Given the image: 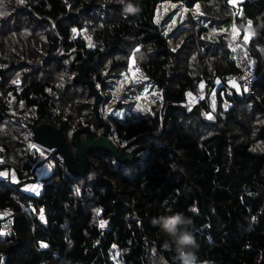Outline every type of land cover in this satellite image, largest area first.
<instances>
[{"label":"trees","instance_id":"16d2710c","mask_svg":"<svg viewBox=\"0 0 264 264\" xmlns=\"http://www.w3.org/2000/svg\"><path fill=\"white\" fill-rule=\"evenodd\" d=\"M163 1L199 10L176 48L171 13L155 17ZM231 27L257 58L250 92L226 83L236 71ZM130 63L137 83L113 107L131 105L145 86L157 97L129 117L100 115L118 148L141 147L137 160L93 151L84 176L54 160L35 178L33 126L62 119L72 133L102 131L94 96L73 81L80 64L101 107ZM0 148V170L13 164L18 178L0 177L14 229L0 232V264H180L152 223L175 213L193 221L195 264H264V0H0ZM37 179L39 194L27 190Z\"/></svg>","mask_w":264,"mask_h":264},{"label":"water","instance_id":"95a60500","mask_svg":"<svg viewBox=\"0 0 264 264\" xmlns=\"http://www.w3.org/2000/svg\"><path fill=\"white\" fill-rule=\"evenodd\" d=\"M75 83H81L88 87V94L94 96L92 106L98 125L102 127L101 133L95 137L92 129L88 126L76 128L68 142L63 132L62 123L58 127L47 123H41L32 128L33 142L39 146L50 149L54 154L61 155L62 162L67 170L73 176L86 175L92 161L88 154L93 151H109L114 159L123 164L133 163L137 160L136 153L141 149L140 146L126 151L133 142H128L121 148H118L110 137V126L100 115V102L102 95L97 91L92 79L88 77V67L80 64L79 71L73 77ZM85 134L84 140H81L80 135ZM74 147V151L70 147Z\"/></svg>","mask_w":264,"mask_h":264},{"label":"rangeland","instance_id":"374dc122","mask_svg":"<svg viewBox=\"0 0 264 264\" xmlns=\"http://www.w3.org/2000/svg\"><path fill=\"white\" fill-rule=\"evenodd\" d=\"M198 8L195 6L194 10L191 11L190 8L184 6L183 4L177 3V2H173V1H163L161 2L155 10V17L156 20H160L162 17H164L166 14L171 13V17H170V22L169 25L167 26V29L169 30L170 34V41H171V45H174L175 38L177 36L174 35V33H176L177 30L173 31L174 28L179 27L180 25H184L186 24V27H189L187 30L183 31L182 34H185L187 31H189L193 25V22H189L190 19H192L194 17H197L198 15ZM189 14V16L187 17V15ZM192 15V16H191ZM181 23V24H180ZM190 23V24H189ZM180 29V28H179ZM186 29V28H185ZM184 30V29H182ZM250 32H246V36H245V40H247L248 35ZM175 36V37H174ZM182 37V36H180ZM139 76L138 75V71L136 69H134L133 67H128L127 70L123 71L121 74L120 78H116L114 80V82H112L109 87H108V94L109 97L107 99V102L105 104H103L101 107H99L103 114V116L107 117L109 113H111L114 117L116 118H124V117H129L131 116L132 113H134V111H141L143 109H149L150 108V102L152 101V98L157 97L156 91L150 95L149 97V93L151 91V89L147 86H145V89L141 92V94L139 93L138 95H135L134 98L131 101V105L129 104L128 106L121 108V109H117L115 107H113V104L116 102L117 97L119 98L122 94V90H123V86L126 85L127 83H133L135 85V83H137L136 81V77ZM84 85V84H83ZM201 87H203L201 85ZM88 88V87H87ZM85 88H83L84 90ZM121 93V94H120ZM197 97H201L202 95H204L202 92H199L196 94ZM194 96H192L193 98ZM130 101V100H129ZM100 106V105H99ZM210 116V113L207 114V117ZM62 123V119L61 122L57 123L60 124ZM63 125V123H62ZM94 125V124H93ZM90 127V125H88ZM58 127V126H55ZM82 127V126H80ZM78 128V127H77ZM93 130V127H91ZM63 132L65 135L66 140L69 142L72 136V130H69L68 128H63ZM96 132V133H94ZM94 136L97 137L101 132H99L98 130L94 131ZM81 140H84L85 138V134H81L80 135ZM114 143H116L115 138L110 135L109 137ZM32 153H34V151H37L36 154V158L39 161V163H37V165L35 166V178L38 177L39 178H43L47 175L48 171H50L51 169V165L54 161V159L51 157V151H49V149H45L41 146H39L36 143H30L29 147H28ZM71 150L74 151V147H70ZM5 150L0 148V164L2 165H7V161L4 159L5 157ZM15 163L16 162H12ZM15 165H11L10 168H3L2 170H0V177L3 179H9L12 182H17L18 178L16 175V170L14 169ZM25 174V173H24ZM37 179L36 182L33 183H29L28 185H34L35 187L39 186V180Z\"/></svg>","mask_w":264,"mask_h":264},{"label":"built area","instance_id":"2783aa9c","mask_svg":"<svg viewBox=\"0 0 264 264\" xmlns=\"http://www.w3.org/2000/svg\"><path fill=\"white\" fill-rule=\"evenodd\" d=\"M232 17L233 16H231V19ZM233 29L234 28L231 27V31H233ZM228 49L230 60L234 63L236 71L226 75L227 85L235 90L252 91V84L257 70L256 56L248 49L245 43L237 40L232 32H230L228 40ZM49 151H51L50 154L54 160L62 161L61 155L54 154L50 149ZM41 208L42 206L40 209ZM0 232L3 235L14 233L13 218L10 212L4 208H0Z\"/></svg>","mask_w":264,"mask_h":264},{"label":"clouds","instance_id":"9594fccd","mask_svg":"<svg viewBox=\"0 0 264 264\" xmlns=\"http://www.w3.org/2000/svg\"><path fill=\"white\" fill-rule=\"evenodd\" d=\"M121 2L123 3L124 0H121ZM125 11L136 13L138 8L128 4ZM152 223L158 226L160 232L175 245L180 264H195L197 257L194 250L198 248V244L191 231H189V227L193 223L190 217L185 216L183 213L160 215Z\"/></svg>","mask_w":264,"mask_h":264},{"label":"crops","instance_id":"0c3cea01","mask_svg":"<svg viewBox=\"0 0 264 264\" xmlns=\"http://www.w3.org/2000/svg\"><path fill=\"white\" fill-rule=\"evenodd\" d=\"M190 10L193 11V10H194V7H193V8H190ZM189 14H190V13H188L187 17L189 16ZM191 16H192V15H191ZM192 17H193V18L190 19L189 22H192V21H194V20L197 18V17H194V16H192ZM193 19H194V20H193ZM169 22H170V21H169ZM169 22H168L167 26L169 25ZM180 24H181V23H180ZM189 24H190V23H189ZM179 28H180V29H179ZM185 28H186V29H185ZM188 28H189V27H186V24H184V25H180L179 27L174 28L173 31L177 30L176 33H174V35L177 36V37L175 38V41H176V42H174V45H176V46H173V45H172L174 48L178 47V45L180 44V36H181L182 32L185 31V30H187ZM182 29H184V30H182ZM230 32L233 33V35L235 36V38L237 37L238 32L235 31V28L233 29V31L230 30ZM246 32H247V31H246ZM175 36H174V37H175ZM245 36H246V33H245V35H244V37H243L244 40H245ZM250 37H251V32L249 33L248 38H247V40H245V41H248ZM129 66H130V67H133L131 63H130ZM133 68L136 69V70L138 71L137 68H135V67H133ZM136 79H137V78H136ZM131 84H133V83H131ZM48 173H49V171H48ZM48 173H47V174H48ZM40 189H41L40 185H39L38 187H37V186L35 187L33 184L27 186V190H28V191L35 192L36 194H39Z\"/></svg>","mask_w":264,"mask_h":264},{"label":"snow or ice","instance_id":"6c2138e0","mask_svg":"<svg viewBox=\"0 0 264 264\" xmlns=\"http://www.w3.org/2000/svg\"><path fill=\"white\" fill-rule=\"evenodd\" d=\"M0 175H2V174H0ZM41 219H43V216H41ZM103 226H104V224L102 222L101 227H103ZM42 247H46V245H42Z\"/></svg>","mask_w":264,"mask_h":264}]
</instances>
